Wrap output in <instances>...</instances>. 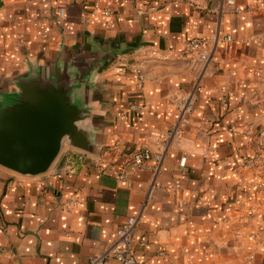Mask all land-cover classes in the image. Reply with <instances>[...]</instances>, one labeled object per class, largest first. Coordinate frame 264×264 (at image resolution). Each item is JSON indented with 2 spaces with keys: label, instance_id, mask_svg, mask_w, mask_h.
Instances as JSON below:
<instances>
[{
  "label": "crops",
  "instance_id": "crops-1",
  "mask_svg": "<svg viewBox=\"0 0 264 264\" xmlns=\"http://www.w3.org/2000/svg\"><path fill=\"white\" fill-rule=\"evenodd\" d=\"M99 3L110 13L0 0V105L31 70L82 78L93 148L65 142L37 175L0 166V264H88L129 216L138 264H264V0H234L237 12L224 0ZM190 38L206 41V62ZM141 148L162 153L157 168L131 167ZM258 149L261 164L236 167Z\"/></svg>",
  "mask_w": 264,
  "mask_h": 264
},
{
  "label": "water",
  "instance_id": "water-1",
  "mask_svg": "<svg viewBox=\"0 0 264 264\" xmlns=\"http://www.w3.org/2000/svg\"><path fill=\"white\" fill-rule=\"evenodd\" d=\"M83 83L44 67L18 76L0 105V166L37 175L47 171L65 142L92 152L90 110L76 95Z\"/></svg>",
  "mask_w": 264,
  "mask_h": 264
},
{
  "label": "built area",
  "instance_id": "built-area-1",
  "mask_svg": "<svg viewBox=\"0 0 264 264\" xmlns=\"http://www.w3.org/2000/svg\"><path fill=\"white\" fill-rule=\"evenodd\" d=\"M118 3L119 0H113ZM226 4L234 7V10L237 12L239 8L235 7L234 0H224ZM92 6L94 9L102 11L104 14H109L110 10L107 6H101L99 0H92ZM60 14H63V8L60 9ZM225 39L230 40V36H226ZM206 41L199 38H190L186 41V47L188 51H198L199 59L206 62L209 59V55L204 52L202 49L205 46ZM152 54L157 55L156 51L153 50ZM166 57V55H164ZM141 75H138V79L141 80ZM195 100L194 92H188L179 97L176 108L178 109V118L179 121L186 123L187 114L191 111L193 103ZM263 132L259 133V136H262ZM258 145L262 148L261 139L258 141ZM162 159V153L152 152L147 148H141L133 151L130 154L128 163L134 170L141 169L147 162L153 161L155 168L159 165ZM263 161L261 149H258L257 152L251 157H244L237 168H250L261 164ZM185 156L179 158V164L184 165ZM128 172L124 169H121L117 173V177L121 180H126ZM74 204V199L69 198L67 206L72 207ZM137 222L136 216H129L127 219L116 229L115 238L113 243L110 246L103 248L100 252L93 253L88 258V264H104L109 259H114L118 264H138L133 251H132V238L133 230Z\"/></svg>",
  "mask_w": 264,
  "mask_h": 264
}]
</instances>
